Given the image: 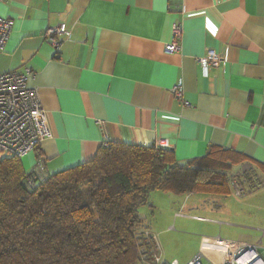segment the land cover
I'll use <instances>...</instances> for the list:
<instances>
[{
  "label": "crops",
  "instance_id": "obj_1",
  "mask_svg": "<svg viewBox=\"0 0 264 264\" xmlns=\"http://www.w3.org/2000/svg\"><path fill=\"white\" fill-rule=\"evenodd\" d=\"M0 17L13 21L0 73L33 71L27 83L52 134L21 158L25 171L41 160L47 174L57 173L93 159L107 142L159 143L178 163L214 145L245 157L236 165L245 174L241 188L264 219V0H1ZM60 24L70 35L57 36L55 50L45 32ZM175 24L179 50L166 52ZM207 50L222 61L205 72L197 58ZM179 79L181 99L171 93ZM195 195L175 204L186 207ZM201 203L219 207L210 198ZM209 213L204 222L219 225V234L203 238H220V225L232 223ZM248 230L263 238L238 241L264 257V222Z\"/></svg>",
  "mask_w": 264,
  "mask_h": 264
},
{
  "label": "trees",
  "instance_id": "obj_2",
  "mask_svg": "<svg viewBox=\"0 0 264 264\" xmlns=\"http://www.w3.org/2000/svg\"><path fill=\"white\" fill-rule=\"evenodd\" d=\"M244 160L211 145L178 163L154 144L107 142L93 159L28 190L21 159L2 157L0 264H147L153 242L138 209L150 193L226 196L228 172Z\"/></svg>",
  "mask_w": 264,
  "mask_h": 264
},
{
  "label": "built area",
  "instance_id": "obj_3",
  "mask_svg": "<svg viewBox=\"0 0 264 264\" xmlns=\"http://www.w3.org/2000/svg\"><path fill=\"white\" fill-rule=\"evenodd\" d=\"M12 26V20L0 17V50L4 48ZM59 35H70L64 24L48 28L45 32L55 50L61 45V41L56 38ZM180 36L181 27L175 24L172 39L164 46L166 52L179 50ZM197 61L206 72L207 67L218 66L222 58L216 51L207 50ZM31 76L33 71L28 67H24L23 71L0 73V158L14 156L21 159L52 135L37 92L27 83ZM182 86L183 82L179 79L171 87V93L177 99L182 97ZM48 176L43 161L37 160L32 169L26 171L24 186L28 190L35 189ZM233 185L235 194L243 195V188ZM152 242L147 264H179L176 260L166 261L154 237ZM184 264H264V257L257 251V247L242 241L203 238L196 255Z\"/></svg>",
  "mask_w": 264,
  "mask_h": 264
},
{
  "label": "rangeland",
  "instance_id": "obj_4",
  "mask_svg": "<svg viewBox=\"0 0 264 264\" xmlns=\"http://www.w3.org/2000/svg\"><path fill=\"white\" fill-rule=\"evenodd\" d=\"M247 167L249 168L248 165L241 166V170L248 169ZM31 169L32 167L27 172ZM241 173L242 171H238L236 166L228 172V174H233V177L238 179L234 180L233 184L239 187L242 186V179H244ZM247 173L252 175L253 170H248ZM262 180L264 182V177H262ZM243 187L247 189L246 186ZM234 194V187H230V193L226 196L197 193L186 207L184 204L178 207L175 203L181 201L180 194L156 190L150 193L149 202L138 209V214L142 218L144 225L147 226L148 233L156 239L158 245L161 247L165 260L176 259L182 264L199 249L201 240L207 235V232H211V235L219 234V225L204 222L206 219L212 218L209 212H215L214 214L219 216L221 220L232 223V225L224 227L220 225L221 236L219 237L221 239H225L224 236H226L228 237L227 241L235 242L238 239H249V235H253L258 236L252 239V243H256L258 238H263L261 231L248 230L251 222H264L262 213L260 214L257 208L251 205V199L255 196L248 195L247 197L245 191L241 196ZM259 194H264V189ZM205 198L216 200L219 203V207H213V205L206 206L201 203L202 199ZM221 198H225L226 200L222 201ZM247 202L249 203L247 204ZM194 204L200 207L201 211L193 208ZM194 214L203 216L204 218L199 220L193 217ZM261 250L258 249L260 253Z\"/></svg>",
  "mask_w": 264,
  "mask_h": 264
}]
</instances>
